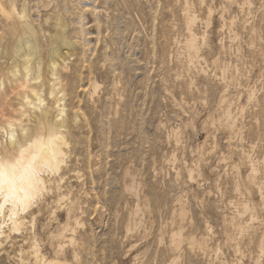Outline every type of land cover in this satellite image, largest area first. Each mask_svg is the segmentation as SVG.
<instances>
[{
	"label": "rangeland",
	"instance_id": "obj_1",
	"mask_svg": "<svg viewBox=\"0 0 264 264\" xmlns=\"http://www.w3.org/2000/svg\"><path fill=\"white\" fill-rule=\"evenodd\" d=\"M183 1H1L6 9L14 5L25 16L0 15V82L7 84L11 71L22 68L21 58L14 53L19 37L38 39L35 57L42 59L44 73L50 59L56 57L53 46L60 47L64 59L66 89L59 91L56 102L48 85L43 87L46 124L31 127L29 135L57 129L54 120L62 97L60 107L66 109L68 122L62 128L67 146L63 178L46 175V187L19 229L5 228L8 237L0 248V264H33L34 238L41 253L66 257L67 264H137L134 256L143 257L146 251V256L155 253L157 264L165 256L154 236L177 215L181 203L188 208L186 231L197 238L206 236L209 245L204 256L196 250V259L189 264H255L264 232V206L258 195L244 190L249 184L250 163L242 154L253 162L264 157V118L258 112L264 96V0H250V8L244 0H231L232 5L227 0L196 1V14L205 5L211 19L204 26L199 15L193 27L198 45L190 51L184 49L189 32ZM203 9L202 16L207 15ZM12 23L19 31H7ZM59 26L65 29L64 42L57 35ZM222 64L237 67L227 83L221 75ZM93 82L97 86L90 93ZM1 87L0 83V96ZM222 93L224 100L219 102ZM7 99L19 106L15 96ZM24 108L30 118L39 112ZM227 108L233 112V126L225 121ZM1 113L12 115L0 103ZM17 131L20 135V129ZM5 137L0 129L2 145ZM127 169L131 177L146 183L144 189L157 193V204L150 193L155 215L146 217L150 236L142 238L141 232L124 236L125 215L135 200L123 185ZM240 190L255 207L251 231L242 234L231 229L230 222L237 212ZM3 214L0 220L7 222V213ZM74 216L82 221L79 227L72 224ZM73 225L74 233L70 230ZM130 242L143 246L127 254ZM261 257L259 263L264 264V253Z\"/></svg>",
	"mask_w": 264,
	"mask_h": 264
},
{
	"label": "bare ground",
	"instance_id": "obj_2",
	"mask_svg": "<svg viewBox=\"0 0 264 264\" xmlns=\"http://www.w3.org/2000/svg\"><path fill=\"white\" fill-rule=\"evenodd\" d=\"M1 1H0V3H1ZM196 1L197 2L198 1L204 2V0H184L183 1V3H184L183 9L186 12V14H185L186 25H187L188 32H189V39L184 43V49L188 50V51L193 50L196 47V45H198V37H197L196 33L194 32L193 27H194V24L197 22L199 15H201V17L205 23L204 26H206L210 22V19H211L210 8L207 7L206 10H204L203 9L205 6L204 4H203L204 5L203 8H201V7L199 8V14H196V12L198 11L196 9V4H195ZM228 1L231 2V0H227V2ZM244 2L247 3L249 5V8H250V5L252 2H250V0H244ZM179 4H181V2ZM230 4L232 5V2ZM201 9L204 10V13H205V11H207V15L202 16V13L200 12ZM16 10L14 8V5H11V7L6 9L2 4H0V15L1 16L5 17V16L11 15V16L15 17L17 15L19 17V19L22 18L23 16H25L24 12H19ZM14 17L12 18V22H14V21L16 22V18H14ZM9 23H10V21H9ZM29 27H30V29H32L31 25H28V28ZM250 29L254 30L255 32H258L257 30H255V26H251ZM64 30L65 29L62 26H59V29L57 31V35L59 37V40L61 39L62 41L63 40L65 41L66 33L64 32ZM7 31L16 32L19 30L15 27V23H12L11 26L7 28ZM22 35H23V33H22ZM204 39H205V37H204ZM37 40H32L29 36L28 37H25V36L19 37L17 43H15L16 48L14 49V53L19 58H21L22 68L20 67L21 69H15V70L11 71V75L10 76L8 75L9 81L7 84H5L4 81L0 82L1 86L3 87V88L1 87L3 90H2V95L0 96L1 106L4 110H7V113L12 114V115H7L6 113L0 114V116L3 117L2 118L3 120L0 118L3 121V123L0 125V129L3 131V133L6 136L5 140H4L5 145L4 144L2 145V143L0 141V214H1L0 217L3 218L4 211L7 213V216L5 217V218H7V222L4 220H0V248L2 247L4 240L8 237V234L5 235V233H6L5 228L8 227L7 230H9V231H14V230L19 229V226L23 223V221L25 219L26 213H28V212L31 213L30 210H32L31 209L32 204L37 200L38 196L41 194L43 189L46 187V185H45V183H47V179L45 178L46 175H48L49 173L50 174H58L60 176V178L62 179L63 174L61 173V171H62L63 167L65 166V162L67 161L66 160V154H67L66 147L67 146H66V141H65L66 138L64 139V132H63L62 128L66 127V123L68 122L67 121L68 117L64 116L65 113L67 112L66 109L64 108V106L60 107L61 103H63L64 97L61 98V100H62L61 103H59V104L57 103L58 104L57 105L58 112L56 114V119L54 118L55 123L58 125L57 129L47 130V131L41 132V133L38 132L40 130V129H38L37 132L39 134L35 133V135H32V134L29 135V133H28V131L31 130V127H33V126L39 127V126L46 124V117H47L48 111H46L43 107V101H44V99L42 98L43 87L48 85V87H49L48 89L50 90V95H51L50 97L56 98V102L57 101L59 102V99H60V97H57L58 96L57 94L59 93V91L62 92V90L66 89V85L62 82V77H64L63 73L66 70L64 71V68H63V64H64L63 60L64 59L62 60V58H61L62 53L60 52V47L53 46L51 52H52L53 56L55 55L56 57L53 59H50V62L48 63V66L46 69V72L44 73V71L42 70V67H43V65L41 63L42 59L37 60V58H36L37 56L35 57V54H36L37 50L39 49V48L37 49V45H38ZM202 40H203V38H202ZM34 57H35V59L33 61ZM17 58H16V60H18ZM189 61H190V58H189ZM16 63H17V61H16ZM204 65H205V63H204ZM222 66H223V64H222ZM232 70L236 71L237 67L235 69L229 64H224L223 71H222L221 75H222L223 79L225 80V83H227L228 80L230 78H232V74L234 73V72L232 73ZM66 82H68V81H66ZM96 86H97L96 82H93L92 87L90 88V91H91L90 93H92V91L93 92L95 91ZM68 90H70V89H68ZM71 91H74L73 87L71 88ZM66 94L68 95V93H66ZM10 95H13L16 98L20 99V102L18 103L19 106H17V104H14V103H11L10 101H8L9 98L7 99V96H10ZM64 95H65V92H64ZM223 98H224V93H222V96H221V99L219 100V102L223 101L224 100ZM4 103L6 104L5 106H4ZM258 106L260 107L258 112L264 118V96L261 98V101L258 104ZM24 107H31L34 110H38L39 112L35 113V114L32 113L34 115H33V117L30 118L31 114L28 113L27 111H25L27 109ZM34 110L32 112H35ZM141 112H142V110H141ZM72 113H74V111H72ZM232 115H233V112L231 111V109L227 108L225 111V114H224L225 121L227 124H229L231 126L234 125ZM67 116H69V115H67ZM76 116H78V115H76ZM84 118H85V116H84ZM18 129H20V135L17 134ZM33 129H35V128L33 127ZM160 129H161V127H160ZM174 131H175L176 135L179 134V132H180V131L178 132L177 130H174ZM176 135H173V136L175 137ZM178 138H179V136H178ZM174 142H176V141H174ZM12 150H14V151L11 152ZM242 153H244V152H242ZM242 155H243L242 157H244V160L250 163V166H249L250 167V171H249L250 173H249V180H248L249 184L247 185V187H245L246 189H244V190H245V192H249L248 194L253 193L255 195H258L259 199H260V204L262 206H264V190H263V182H262L263 177L261 174V170L264 168V157L260 161H256V162L254 161L253 162L252 160H250V158L247 154H242ZM240 159L241 158H239V160ZM175 160H176V158H175ZM240 161H242V160H240ZM171 162H172V160H171ZM244 163H243V165H244ZM185 168H187V167H185ZM137 171L138 170H136V173H137ZM139 171H140V169H139ZM212 173H213V171H212ZM130 175H131V170L127 169L125 172V177L123 179V185H124L125 190L128 191V193L131 194L135 198V200L132 201L133 204H131V206L128 207V210H127L126 215H125V217H126L125 223L126 224H125L124 236L126 237V235L129 236L130 234L132 235L133 233H140L141 232L142 238H143L146 235H149V233L151 232V226L148 225L150 228L147 226L146 217L154 214V209H153L154 205L152 208L151 207L152 206L151 205L152 198L150 197V195L152 193H151V191L149 192L146 189H144L146 187L145 186L146 183L144 184V182H142V181L138 182L136 179H134ZM179 175H181V174H179ZM189 176L191 177V174H189ZM246 176H247V174H246ZM140 178L143 179V177H140ZM243 184H245V183L243 182ZM120 187H121V185H120ZM238 188H240V187L238 186ZM119 189H121V188H119ZM151 190H153V188ZM236 190H238V189H236ZM241 190L239 192V194H240L239 195V205L236 207L237 212L233 216L232 221H230L231 222V229H234L236 231H240L239 233L248 230L252 226V220H253V216H254L253 208H255L248 201V199L243 198V196H242L243 192ZM160 193H159V195H160ZM152 195L155 197L156 204H157V202H159V201H157V193L154 191ZM129 197H131V196H129ZM161 197H163V195ZM110 198H111V196H110ZM113 198H115V201H119L118 196L117 197L114 196ZM104 200H105V198H104ZM153 204H155V203L153 202ZM179 205H180L179 208H177V210H176L177 215L176 216L174 215L175 217L172 218L169 223H166L164 227L162 225V227H160V229H158V232L154 236V240L157 242L158 247L161 248L160 250H161L162 254H164V256H165L164 258H158L159 260H157V262H158V263L156 262L157 264H162V263L163 264H180V263L189 264V263L193 262V260L196 259V258L193 259V257H194L193 255L196 254L195 253L196 250H198V252H200L199 254H202L203 256L208 253V246L209 245L207 244L206 236L205 237L200 236L197 238L196 236H193L191 233H188L186 231V228L188 227V225L186 227V224H187L186 218L188 215V208L186 207L185 203H181ZM94 207H96V206L94 205ZM110 208H111V206H110ZM108 211H110V209ZM32 212L34 213V211H32ZM245 214H247L249 216V218L246 220H244ZM118 215H120V214H118ZM67 216H69V215H67ZM121 218H122V215H121ZM238 218H239V220H238ZM73 221L74 222H72V224L73 223L76 225L82 224V221L80 220L79 217L74 216ZM32 223H34V222H32ZM122 223H124V222H122ZM153 223H155V222H153ZM153 223H151V225ZM189 223H190V221H189ZM64 225L68 226V227L71 226V224H69V223H65ZM76 225H75V227H76ZM78 227H79V225H78ZM32 228H34V226H32ZM66 228H65V230H66ZM121 228H123V227H121ZM33 230H35V229H33ZM70 230L72 231V233L75 232L74 225H73V227H71ZM150 235H152V234H150ZM118 236H119V234H118ZM68 238H70V242L73 239V237H70V236ZM147 238H148V236H147ZM139 239H141V238H139ZM151 240L152 239H150V241ZM72 241H74V239ZM124 241H125V239H124ZM152 242L153 241H151V244H152ZM140 244H141V242H138V243L137 242H132V243L130 242V244L128 245V249L125 250V253L128 254L129 252L134 251L136 248L139 247ZM32 245H33L32 248L34 249V252H35V254L33 256V262H32L33 264H67L68 259L66 257H62V258H59L58 256L57 257H48V256H45L43 253H41L39 248H38V243H37L36 238L33 239ZM156 246L157 245H155V247ZM238 246H237V248H238ZM258 246H259V250H258V253L256 254L255 264H260L259 259L264 253L263 252V249H264V232L262 233V236L260 238ZM60 249H62V248H60ZM152 249H153V247H152ZM138 250L139 249H137L136 251H138ZM146 254H147V251L144 253L143 257H141V254H139V253L134 256V259H136L138 261L137 264H151V263L154 264L155 263V261H156L155 253H154V255L151 253L149 256L148 255L146 256ZM61 255H62V253H61ZM123 256H125V255L123 254ZM146 257H148V258H146ZM162 257H163V255H162ZM133 263L134 262H132V264ZM135 264H136V262H135Z\"/></svg>",
	"mask_w": 264,
	"mask_h": 264
}]
</instances>
